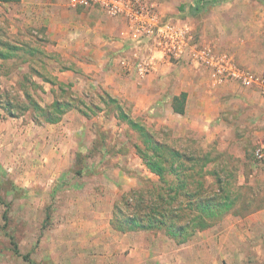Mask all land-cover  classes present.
I'll use <instances>...</instances> for the list:
<instances>
[{
    "label": "rangeland",
    "instance_id": "rangeland-1",
    "mask_svg": "<svg viewBox=\"0 0 264 264\" xmlns=\"http://www.w3.org/2000/svg\"><path fill=\"white\" fill-rule=\"evenodd\" d=\"M153 1L167 17L190 22L200 41L218 50L203 22L215 0ZM226 2L233 0L217 4ZM242 8L264 12V0H250ZM5 13L1 8L0 51L9 58H0V264H264V165L255 158L261 146L252 131L236 132L242 144L232 146L223 143L228 136L209 142L179 131L175 127L184 119L174 116L164 99L143 100L148 85H126L124 97L92 86L74 91L71 75L56 69L68 67L65 54L76 52L27 28L25 36L37 38L20 42ZM180 96L177 103L184 106ZM56 102H71L74 109L58 122H46L35 105L53 114ZM167 115L172 123H161ZM130 119L162 145L209 152L214 160L205 171L216 168L221 183L209 174L201 181L211 206L226 209L184 243L162 230L137 227L121 233L111 227L113 207L124 194L159 181L135 148L144 151L145 143ZM164 175L172 179L169 172ZM13 242L28 262L14 254Z\"/></svg>",
    "mask_w": 264,
    "mask_h": 264
},
{
    "label": "crops",
    "instance_id": "crops-1",
    "mask_svg": "<svg viewBox=\"0 0 264 264\" xmlns=\"http://www.w3.org/2000/svg\"><path fill=\"white\" fill-rule=\"evenodd\" d=\"M67 1L60 5L57 0H0V9L7 11L4 19L16 27L20 42L37 38L25 36L27 28L52 40L53 45L62 50L76 52L65 54L68 67L56 69L58 74L71 75L73 82L71 79L68 82L71 89L92 86L101 93L124 97L126 85H148L143 94L145 102H151L152 97L162 98L174 116L184 119L183 125L175 129L206 136L209 142L228 136L226 142L222 141L231 146L242 144L236 132L248 134L252 131L254 143L264 147V129H260L261 124L264 125V100L255 90L234 82L214 86L204 70L198 71L187 63L161 64L146 78L128 76L117 64L123 52L118 39L122 23L96 9H69ZM249 2L233 0L223 5L215 4L203 22L218 40V51L232 54L242 68L261 74L264 72V12H260L263 8L255 13L242 8ZM160 10L163 15L167 12L164 8ZM153 87L160 88L154 91ZM182 93L185 94L183 114H177L172 105ZM144 106L146 109L149 105ZM167 118L168 115L161 116L159 121L172 123ZM237 124L241 125L240 129L236 128Z\"/></svg>",
    "mask_w": 264,
    "mask_h": 264
},
{
    "label": "trees",
    "instance_id": "trees-1",
    "mask_svg": "<svg viewBox=\"0 0 264 264\" xmlns=\"http://www.w3.org/2000/svg\"><path fill=\"white\" fill-rule=\"evenodd\" d=\"M221 1L223 0H215L212 3L215 5ZM194 10L199 11V8ZM0 58L7 59L9 56L3 55L0 51ZM180 97L182 99L180 100L184 101L185 94ZM35 107L42 116L47 117L46 122L49 123L58 122L66 112L74 109L71 102H56L52 107L53 114L42 111L37 105ZM182 108V102L176 101L173 105V111L177 114H183ZM33 119L36 121V118ZM128 124L143 139L144 151L138 146L135 148L144 165L158 176L159 181L154 186L131 190L124 194L113 207L111 227L121 233L137 227L145 230H162L167 237L178 241L177 243H184L197 230L209 226L210 222H207V219L219 216L226 209L227 205L222 209V206H211L212 197L207 195L208 191H205L201 181L204 174H209L221 183L216 168L209 173L205 171L206 166L214 160L209 159V152H184L172 146L162 145L151 137L150 130L144 125L131 119L128 120ZM165 172L170 173L172 177L170 181L165 179ZM12 245L14 254L21 256L17 245L14 242ZM21 257L27 262L30 260L28 255Z\"/></svg>",
    "mask_w": 264,
    "mask_h": 264
},
{
    "label": "built area",
    "instance_id": "built-area-1",
    "mask_svg": "<svg viewBox=\"0 0 264 264\" xmlns=\"http://www.w3.org/2000/svg\"><path fill=\"white\" fill-rule=\"evenodd\" d=\"M67 5L96 9L122 23L118 39L123 52L117 64L124 74L146 78L161 64L187 63L203 69L214 86L238 83L264 100V72L242 68L232 54L202 43L190 22L163 15L153 0H68ZM254 155L264 165V147L256 148Z\"/></svg>",
    "mask_w": 264,
    "mask_h": 264
}]
</instances>
